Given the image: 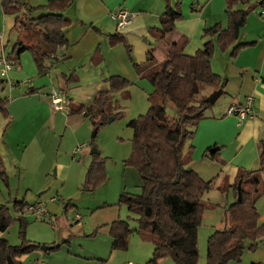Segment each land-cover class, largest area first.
Wrapping results in <instances>:
<instances>
[{
    "label": "trees",
    "instance_id": "obj_1",
    "mask_svg": "<svg viewBox=\"0 0 264 264\" xmlns=\"http://www.w3.org/2000/svg\"><path fill=\"white\" fill-rule=\"evenodd\" d=\"M74 0H53L46 5L32 7L24 0H0L2 13L15 17L13 30L19 37L11 52L5 57L10 65L20 63V56L28 51L38 69L43 72L49 62L55 63L64 56L59 53L70 48L64 29L70 25L66 16ZM264 2V1H263ZM262 2V3H263ZM226 26L216 24L203 30V47L194 55L188 56L184 50L188 39L176 36L175 22L183 19L180 9L181 0L172 6L168 4L159 17V26L150 29L155 43L163 50L165 60L156 61L151 54L143 64H134L130 47L118 34L110 35L109 45L123 44L128 52L136 76L147 81L152 90L148 94V110L144 115L131 120L127 127L132 130V149L126 164L135 168L140 181V193L123 192L118 203L136 216V229L132 230L125 220L117 219L110 224L109 235L112 251H126L130 235L136 233L140 240L152 244L153 251L146 264H161L171 260L173 264H198V229L206 210L214 205L203 198L211 190V185L192 175V141L200 122L207 118L211 109L202 94L204 87L225 94L227 80L215 74L211 60L216 51H230L234 58L238 52L254 43L238 44L241 29L245 26L250 12V0H225ZM247 6L238 9V6ZM23 36L24 40L20 38ZM21 47L19 53L17 48ZM110 90L98 93L87 105L69 103L68 114L90 116L98 120L110 104L111 94L127 92L131 86L127 80L112 76L108 79ZM1 84V83H0ZM8 100L0 98V114L8 117ZM115 108V107H114ZM226 115V114H225ZM95 127L100 124L92 122ZM204 156L215 160L208 149ZM83 190L92 192L107 181L105 159L100 153L91 156ZM264 155L259 159L257 169L240 168L232 186L234 201L225 207L226 226L216 229L206 243L205 264H228L240 262L249 242L248 250L256 251L264 239V224L256 202L264 195ZM0 179L8 182L4 164L0 158ZM240 184L238 200L237 183ZM221 190L223 193L228 191ZM24 201H14L15 216L9 208L0 205V233H6L13 222L18 224L19 244L11 245L0 237V264H7V256L13 264L34 252L40 251V244L26 238L29 222L24 216ZM71 207L65 206V211ZM227 224L229 226H227ZM60 246L56 245L52 251ZM50 252V251H49ZM45 252V253H49Z\"/></svg>",
    "mask_w": 264,
    "mask_h": 264
},
{
    "label": "crops",
    "instance_id": "obj_2",
    "mask_svg": "<svg viewBox=\"0 0 264 264\" xmlns=\"http://www.w3.org/2000/svg\"><path fill=\"white\" fill-rule=\"evenodd\" d=\"M34 1L38 2L31 4L32 7L43 6L53 0ZM177 1L74 0L66 12L70 25L64 29V34L70 48L59 53L64 58L55 63H47L43 72L38 71L33 61L35 76H28L21 70L12 72L10 69L4 77L6 79L0 80L2 88L4 86L3 89L9 90V96L6 98L8 117L0 114V158L7 173L13 178L20 177L23 172L27 176L29 172H26V169L30 161L27 158H33L37 152L41 154L40 163L31 175L37 187L33 188L31 184L25 194L27 196L35 190H43V192L28 202L25 199L22 201L26 204L42 201L45 206L58 202L56 196L66 185L71 166H65L57 158L45 157L42 153L46 152L44 150L46 143L54 140L63 127L74 126L77 119L84 117L68 114L69 103L73 105L91 103L98 93L110 90L108 79L112 76L140 84L139 80L134 78H130L134 79L131 82L125 76L128 74L112 72L107 68L105 55L114 53L108 37L114 34L122 37L126 45L131 48L130 53L132 51L133 56L131 57L136 65L143 64L149 53L156 61H164L163 50L155 43L149 31L159 26V17L166 6L168 4L174 6ZM263 1L250 0V6H254V9L241 29L237 42L254 44L242 49L234 58L230 57L231 50L220 55L223 72L216 74L227 80L225 94H221L218 98H225L224 105L217 107L215 111L210 109L207 118L198 125L192 141L190 165L192 175L211 185L212 189L217 187V192H220L222 187L234 184L240 168L247 169L248 166H245L247 162L236 161L239 156L251 158L252 167L255 168L259 165L260 157L264 155V16L257 13V7ZM122 6H125L134 18L130 25L117 30L110 14ZM244 8L238 6V9ZM180 9L183 19L175 22L176 36L174 35L172 39H176L177 35L188 39L184 50L188 56L194 55L203 47L204 29L216 24L226 26L225 0H181ZM119 54L118 52L117 55ZM50 88H58L66 92L68 104L64 111H52L49 105ZM213 92L209 89L205 94L206 97ZM247 96L253 97V110L257 116L253 120L239 124L235 117L226 116L225 112L229 106L243 103ZM218 99L214 105L217 104ZM31 145H34L33 150ZM208 149L210 154L215 155V160L204 156ZM79 153L81 154L82 150ZM79 153L74 156L73 151L72 158L76 159ZM85 154L81 155L82 161L77 164L78 177L83 180L92 160L90 150L89 155L85 156ZM53 166H55V175L52 186L49 187L46 184L49 183L48 171ZM224 196L227 201L226 207L234 201V198L231 190L226 191ZM259 200L256 206L264 205ZM14 201L19 200L16 197ZM59 201L62 204L63 200ZM112 210L104 207L99 208V212L91 213L87 220L90 223L89 228L86 224H82V217L79 214H76L79 215V220L74 216V222L68 223L49 210L51 220L58 227L57 232L46 233L42 226H38L35 237H30L29 231L26 237L28 241L38 243L40 246L54 247L61 243L66 246L63 245L57 251L51 250L49 253L41 250L34 252L22 257L19 262L31 264L33 260L39 259L45 264H108L109 262L132 264L130 259L123 258L118 251L111 249L110 224L119 219V213L112 215L110 213ZM258 210L260 211V208ZM261 221L260 215V223ZM3 236L4 233H0V237ZM64 239L67 240L64 242ZM167 261L164 260L161 264H173Z\"/></svg>",
    "mask_w": 264,
    "mask_h": 264
},
{
    "label": "rangeland",
    "instance_id": "obj_3",
    "mask_svg": "<svg viewBox=\"0 0 264 264\" xmlns=\"http://www.w3.org/2000/svg\"><path fill=\"white\" fill-rule=\"evenodd\" d=\"M24 1L30 5L36 4L38 2L34 0ZM39 2L43 1L39 0ZM241 6L247 8V6ZM119 8H125L128 10L125 6ZM251 12H253V10ZM14 21V16L4 15L2 13L0 3V56L3 55L4 57H7L19 37V32L16 29L13 30ZM20 39L24 40L23 36ZM111 48H114V53L105 55L107 68L109 70L111 69L112 72L119 71L124 75L128 74L125 76L129 79H138L140 84L135 82L133 83L132 80L134 79H130L132 83L131 86H129V88L126 90L127 92H117L111 94V102L98 120L90 119L91 115H95V113H92L87 117L81 116V118L77 119V122L74 123V126L67 125L63 127L54 140H50L48 143H46L47 146L44 147L46 152L42 153L45 157H51L53 159L57 158L58 161L63 163L65 166H71L66 185L59 195L56 196L58 202L55 204H48L46 205V208L48 212L50 210V212H52L54 215L59 216V218L61 217L68 223L74 222L73 217L76 214H79L82 217V224H86L89 228L90 223L87 220L90 214L97 212L99 208L107 207L108 209H113L110 211L112 215H117V213H119L118 218L120 220L127 221L130 225V228L135 230L136 216L131 214L125 205L119 204L118 201L119 196L123 192L138 194L141 191V181L135 168L126 164V161L131 154V140L133 134L132 130L127 127V124L131 120H134L147 112L149 106L147 98L149 92L151 91V86L147 81L140 80L136 76L132 62L128 57L127 49L123 44H118L116 46H112ZM118 52L120 53L119 56L117 55ZM221 54L222 53L216 51L211 60L212 70L215 74L217 72H223V64L220 62ZM130 55L132 56V51ZM20 57V64L15 66L12 65V72L15 70H21L22 73H25L28 76H35L36 70L31 54L28 51H24ZM5 79L6 78L4 77H0V80ZM3 88L0 84V98H7L9 96V90ZM23 89L26 90L25 88ZM51 89L52 88H50V90ZM55 89L60 91L58 88ZM208 91L209 87H204L202 94H206ZM224 101V97L218 99L217 104L214 105V107L212 106L211 110L215 111L217 107L224 105ZM211 110H209L206 114H209ZM110 118H113L114 120L109 122ZM100 119H103L104 123L95 127L92 122L100 124ZM96 128L98 129L96 136L92 138V133ZM80 145H85V147L82 149V153H79L76 159H73V151H75L77 146ZM30 147L32 150L34 149V145H31ZM92 147H96L101 157L105 159L107 181L101 187H98L92 192H88L83 190L84 180L78 177L79 167L77 164L79 161H82V154L84 155V153H86L85 156L89 155V150ZM28 153L30 152L28 151ZM35 154L36 155L33 158H27L28 161H31L28 162V168L26 169V172H29L27 173V176H25V172H23L24 174L20 177L18 176L17 178H13L7 173V170L4 166L8 182L6 185V183L0 179V205L7 206L11 215L13 216H15L13 202L16 197L19 201L25 199L28 202L43 192V190H35L34 193H28L27 196L25 194L27 193L26 189L31 184L33 188L37 187V183L32 181L31 175L33 174V170H35L40 163L41 154L38 152ZM80 157L81 160L79 159ZM244 157L245 156L243 155L239 156V160L237 158L236 161L239 162L241 160V162H247L245 163V166H248L246 170H254L258 168L252 167L253 161L251 158L249 159ZM48 174L49 183L46 184L47 186L51 187L55 175V166H53L50 171H48ZM262 179L264 180V173L262 174ZM216 189L217 187L213 189L211 188V190L206 193L203 198L206 202L214 206L213 208L205 211L202 225L198 229V248L200 252L198 264H205L207 238L214 232V230L222 229L226 226V222L224 221V210L225 204L227 202L224 194L226 192H217ZM227 189V187L221 188V190ZM48 192L49 190L46 191V193ZM60 199L63 200L62 204L59 201ZM34 202L35 201H32V203ZM259 202L264 203V195L261 196ZM67 203H70L71 207L68 211H65L64 207ZM256 208L257 210L260 208V211L258 210V212L262 216L261 222L264 223V205L257 204ZM118 210L120 212H118ZM24 216L29 222L26 236L29 231V236L32 238L35 237L36 235L34 234L37 233L38 226H42L46 230V233L57 232L58 230L56 223L54 224V221L52 220L51 221L53 224L51 225L48 221H38L33 216L26 213H24ZM227 226L229 225L227 224ZM3 238H5L9 244L13 246L19 244L20 240L17 222H13L9 226L6 233H4ZM66 240L67 239H64L63 241L65 242ZM63 245L64 247L66 246L62 243L59 244L60 247ZM248 246L249 242H246V250L244 251L240 262H229L228 264H264V242L259 243L256 251L254 252L249 251L247 249ZM152 251V244L143 242L136 233H133L130 235L128 241V249L126 251H118V253L123 256V258L130 259L132 264H146L152 254ZM167 262L172 263L171 260H168ZM108 264H112V262H109Z\"/></svg>",
    "mask_w": 264,
    "mask_h": 264
},
{
    "label": "built area",
    "instance_id": "obj_4",
    "mask_svg": "<svg viewBox=\"0 0 264 264\" xmlns=\"http://www.w3.org/2000/svg\"><path fill=\"white\" fill-rule=\"evenodd\" d=\"M258 14L264 16V2L258 7ZM111 20L115 23L116 29L120 30L131 24L134 15L130 13L125 8H119L117 11L110 14ZM11 69L10 63L4 56H0V77H5L7 72ZM68 104V99L66 97L65 91H58L52 88L49 92V105L52 111L62 112L65 110ZM226 116L235 117L239 124L247 120H253L256 118V113L253 110V97H245L243 103L231 105L226 109ZM85 145L78 146L74 151V156H76ZM24 213L33 216L38 221H48L51 225L53 224L49 216V212L42 201H35L32 204H27ZM75 219L79 220V215H75ZM31 264H45L39 259H35ZM131 264V263H129Z\"/></svg>",
    "mask_w": 264,
    "mask_h": 264
},
{
    "label": "water",
    "instance_id": "obj_5",
    "mask_svg": "<svg viewBox=\"0 0 264 264\" xmlns=\"http://www.w3.org/2000/svg\"><path fill=\"white\" fill-rule=\"evenodd\" d=\"M20 50H21V47H18L17 48V53H19L20 52ZM2 82V81H1ZM221 94H222V90L221 89H218V90H216V91H214L213 93H211L206 99H205V101L209 104V105H214V103L217 101V99L221 96ZM114 119L113 118H110L109 119V122H111V121H113ZM97 128L93 131V133H92V138H94L95 136H96V133H97ZM97 153H99L98 152V150H97V148L96 147H92L91 149H90V155H95V154H97ZM240 184H241V182L239 181L238 183H237V192H238V200L240 199V196H241V194H240ZM52 248L53 247H50V246H45V245H42V246H40V250L42 251V252H49V251H51L52 250ZM7 264H13V261L11 260V258L9 257V256H7Z\"/></svg>",
    "mask_w": 264,
    "mask_h": 264
}]
</instances>
